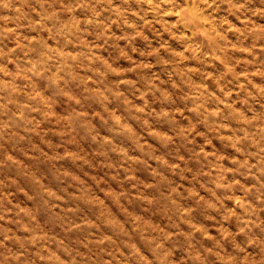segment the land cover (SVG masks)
I'll list each match as a JSON object with an SVG mask.
<instances>
[{"label": "clouds", "instance_id": "9594fccd", "mask_svg": "<svg viewBox=\"0 0 264 264\" xmlns=\"http://www.w3.org/2000/svg\"><path fill=\"white\" fill-rule=\"evenodd\" d=\"M0 264H264V0H0Z\"/></svg>", "mask_w": 264, "mask_h": 264}]
</instances>
